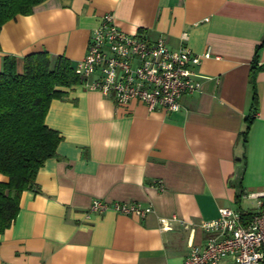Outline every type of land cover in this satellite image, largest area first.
I'll return each mask as SVG.
<instances>
[{"label": "crops", "instance_id": "obj_1", "mask_svg": "<svg viewBox=\"0 0 264 264\" xmlns=\"http://www.w3.org/2000/svg\"><path fill=\"white\" fill-rule=\"evenodd\" d=\"M106 13L122 31L161 37L170 49L208 50L194 67L201 88L175 112L118 104L81 83L62 88L45 115L61 139L0 234V264H183L189 242H206L201 223L219 207L256 209L244 194L264 178V0H44L2 25L0 69L8 55L22 72L24 56L43 50L75 64ZM95 198L152 211L87 217Z\"/></svg>", "mask_w": 264, "mask_h": 264}, {"label": "built area", "instance_id": "obj_2", "mask_svg": "<svg viewBox=\"0 0 264 264\" xmlns=\"http://www.w3.org/2000/svg\"><path fill=\"white\" fill-rule=\"evenodd\" d=\"M186 36L183 33L182 39ZM209 56L208 50L196 54L185 45L173 50L161 37L126 33L114 24L112 14L106 13L92 30L86 53L75 63L74 72L84 87L110 96L118 104L136 100L148 110L162 107L175 112L184 94L200 90L201 80L194 67ZM159 187L163 189L161 184ZM244 195L256 202L250 217L244 219L239 208L219 207L216 218L201 223L210 233L206 242H189L183 264H264V178L260 189ZM107 210L143 218L152 208L95 198L86 216ZM159 221L164 229L170 228L166 218Z\"/></svg>", "mask_w": 264, "mask_h": 264}, {"label": "trees", "instance_id": "obj_3", "mask_svg": "<svg viewBox=\"0 0 264 264\" xmlns=\"http://www.w3.org/2000/svg\"><path fill=\"white\" fill-rule=\"evenodd\" d=\"M44 0H0V29L16 15H28ZM264 44V40L262 41ZM259 48V46H258ZM257 48V49H258ZM254 57L248 76L252 105L257 106ZM74 63L63 55L53 59L43 50L23 58V71L17 72L13 56L4 55L0 69V234L15 220L19 199L24 190H36V174L46 159L55 154L61 139L57 131L45 123L52 99L63 97L69 88L81 83ZM248 126L242 132L246 138ZM244 219L250 217L243 212Z\"/></svg>", "mask_w": 264, "mask_h": 264}]
</instances>
